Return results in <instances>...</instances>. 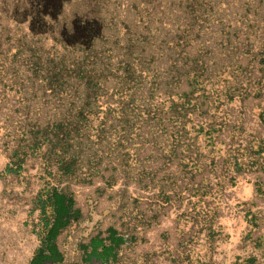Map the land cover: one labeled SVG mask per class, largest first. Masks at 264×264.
Wrapping results in <instances>:
<instances>
[{"label": "rangeland", "instance_id": "obj_1", "mask_svg": "<svg viewBox=\"0 0 264 264\" xmlns=\"http://www.w3.org/2000/svg\"><path fill=\"white\" fill-rule=\"evenodd\" d=\"M96 259L264 264V0H0V264Z\"/></svg>", "mask_w": 264, "mask_h": 264}, {"label": "trees", "instance_id": "obj_2", "mask_svg": "<svg viewBox=\"0 0 264 264\" xmlns=\"http://www.w3.org/2000/svg\"><path fill=\"white\" fill-rule=\"evenodd\" d=\"M198 61L194 62V64L190 67V70L188 72L189 75H191L193 72L198 71V67H199ZM258 164H262V162H260V159H258ZM49 202L51 203L52 207L58 208L56 212H54L55 215L52 224L50 225L49 222L45 223V226L47 228L49 227V230L46 235V243H48L50 247V252L53 253L55 250L53 249L52 243L55 241L57 235L59 234L60 229L66 226V224L69 221L70 218L69 207L71 205V200L67 199L66 196L64 195H60L55 192L50 197Z\"/></svg>", "mask_w": 264, "mask_h": 264}, {"label": "flooded vegetation", "instance_id": "obj_3", "mask_svg": "<svg viewBox=\"0 0 264 264\" xmlns=\"http://www.w3.org/2000/svg\"><path fill=\"white\" fill-rule=\"evenodd\" d=\"M94 260H95V259H94ZM94 262H97V264H101L100 260H97V259H96V261H94ZM87 264H90V263H87Z\"/></svg>", "mask_w": 264, "mask_h": 264}]
</instances>
